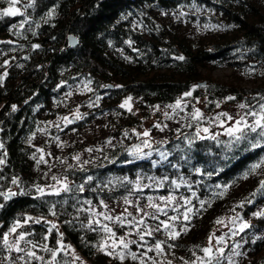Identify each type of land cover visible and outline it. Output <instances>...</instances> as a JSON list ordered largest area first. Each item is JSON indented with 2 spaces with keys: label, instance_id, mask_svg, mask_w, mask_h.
Listing matches in <instances>:
<instances>
[{
  "label": "trees",
  "instance_id": "trees-1",
  "mask_svg": "<svg viewBox=\"0 0 264 264\" xmlns=\"http://www.w3.org/2000/svg\"><path fill=\"white\" fill-rule=\"evenodd\" d=\"M8 7V0H0V13ZM15 7L20 10L16 16H0V67L8 59V75L0 73V159L5 161L0 165V192L17 193L7 200L0 196V264H21L22 255L3 243L6 233L9 245L24 233V244L35 245L44 264L52 260L45 248L57 249L58 241L73 247L89 264H140L131 255L125 261L108 255L110 234L98 230L100 225L93 224L94 231L86 227L90 214L77 209L121 199L147 176L152 177L155 191L172 188L188 196L195 203L193 222L204 213L195 222L202 220L200 226L221 206L232 205L229 190L246 184L239 217L249 225L242 232L250 234L241 232L221 257L228 264H264V234H258L264 231V214L255 215L264 213V189H260L264 164L244 178L252 165L264 161V138L250 133L249 139L229 147L231 137L213 140L203 133L202 124L193 121L172 129L154 150L142 145L145 137L137 136L113 146L75 147L62 135L83 129L89 118L62 126L56 111L48 113L56 99L78 86L95 103L106 101L117 112L126 111L128 121L120 131L139 127L177 100H186L201 112H218L225 103L247 105L242 114L249 108L259 111L264 103V0H18ZM182 20L204 31L189 34L179 27ZM70 36L76 37L75 46ZM181 56L183 60L178 59ZM222 65L262 81L246 86L220 80L213 68ZM197 85L203 87H193ZM187 92L191 95L184 96ZM129 97L138 103L141 116L134 118L120 107ZM197 133L209 138L200 139ZM62 142L70 148L69 159L78 150L96 153L87 163L66 162L61 175L70 186L84 184V191L74 188L60 196H40L36 188L45 183L47 174L39 170L41 147ZM254 143L260 147H251ZM137 148L140 153L134 154ZM161 153L167 159H161ZM88 176L93 179L86 182ZM17 221L20 227L13 233L10 229ZM204 239L192 232L186 239L173 240L182 263L195 261L197 252H203ZM102 245L105 251L100 250ZM9 253L14 259L7 258ZM76 256L67 247L57 253L56 264H78Z\"/></svg>",
  "mask_w": 264,
  "mask_h": 264
},
{
  "label": "rangeland",
  "instance_id": "rangeland-1",
  "mask_svg": "<svg viewBox=\"0 0 264 264\" xmlns=\"http://www.w3.org/2000/svg\"><path fill=\"white\" fill-rule=\"evenodd\" d=\"M180 25L181 26L179 27L181 28V30L186 31L189 34L198 35L204 31V29L199 25L187 22L185 20L180 21ZM5 61H7L8 65V59H4V65L0 67V70H2L0 71V73L3 75L8 72L7 66H5ZM202 71L206 72V68H203ZM7 75H4V77H6ZM213 75L220 80H231L246 86H251L255 82L262 81H257L255 77L249 75L245 70H238L231 65L216 66L215 68H213ZM95 102L96 101L89 98L87 91L83 87L78 86L69 89V92L64 94L60 99H56L53 102L52 109L48 112L49 114H51L52 112L56 111L55 113H58L61 116L62 126L70 125L73 120H75V123H77L82 119L89 118V123L83 129L78 130L76 133H69L67 130L62 135V138H65L67 136L68 141L75 145V147L82 144H100V146L105 147L113 146L118 141L126 142L127 140L134 138V136H137V138L141 139V137H145L142 135V133L147 130L149 131L150 135L145 137L142 145H145V141H148L147 145L150 147V149L154 150V145H160L162 142H164L169 137L171 130L178 126H184L194 121L196 123L202 124V130L205 127L209 129L208 133L203 132L206 135L212 136L217 133H219V135L217 136L227 135L224 133V128H221L219 126V120H217L216 117L221 113H227L234 118H239L240 115H243V109L239 107V104L236 105L225 103L219 108L218 112L209 113L200 111V113L202 114V118L193 120L191 114L196 109H194V106H192L188 101L181 100L180 108L173 109L169 108L168 106L164 107L158 115H153L152 118L142 123L139 127H132L130 131H120L122 129L120 128V126H123L124 123L128 121L126 120V111L120 110L119 112H117L116 109L109 107L106 101H104L102 104ZM129 105L131 107L130 114H132V117L137 118V116H141L137 108L138 103L135 100H130ZM124 108L128 110L127 107ZM247 111L248 110L246 109L243 113H246ZM166 113L167 115H165ZM55 116L57 115L55 114ZM57 119L58 117H56V120ZM247 119L249 123L253 121L252 117H247ZM220 120H226V117L220 116ZM69 121H71V123H69ZM232 123H234V121L226 120L225 127L230 126ZM155 125H159V127H155ZM61 130H64L63 127ZM66 133L68 135H65ZM125 133H127V135H125ZM69 151L70 148L64 146V142L59 145L49 147L48 149H44L43 147H41L39 160L40 162L38 163L39 170L40 172H47V174L45 175L44 179L45 183L40 187L44 188L45 192H50V186L56 184V181L52 179L53 176L57 177L58 180L65 181L69 184V181L61 176L65 169L66 162L73 163L74 157L79 156V160L77 161L76 159H74V162L85 163L90 162V160L96 156V153H91L89 151L87 152L86 150H78L77 153L73 154V159H69ZM41 157H43L42 161ZM144 185H149V187H147L148 189L143 187ZM246 186V184H242L238 188L236 187V190H229V193L231 194L230 204L232 205H226V207L221 206L220 208H222V210L218 209L216 212H214L210 216V219H207L201 226L198 224L200 222L202 223V220L198 224H195V222H197V220H200L203 217L204 213H202V215L199 214L195 222H193L194 220L192 218L193 211L189 214L192 219H190L189 221H185L183 219L182 214L186 210V208L191 207L193 210L195 208V203L192 202L188 196H185V194L179 193L172 188L169 191H155V187H153L152 185V177L150 176H147L144 179H139L137 182H135L132 185V191L125 196L133 202L132 205H126L124 203L125 197H123L113 202L104 201V204L107 205V208L102 207L100 204H96L90 207L95 209L96 212H104L106 215H112L114 217L120 215L121 213H124L125 208H127V212L132 214L131 216H128L127 219L139 220L142 214L136 211V205H138L140 208H144L148 212H153V209L147 208L149 197L152 198L151 202L164 206L165 201L160 200V197H168L169 195L175 196L176 201H173L171 205L165 209L166 214L156 213L158 219L145 217L146 224L140 225V228L145 231L149 228L153 230V234L151 236L156 238V242L153 241L154 238L149 239L148 236H145L144 240L141 241L139 239V235L132 225L125 224L124 226H121L114 221H105L103 217H94L90 212L89 214L91 219L101 220L102 224H107L110 228H112L113 232H115V238H110L106 241L107 252L111 251L113 253L111 256L118 255L122 251L119 246L115 249L112 248L114 239L124 237L126 241L134 240L136 241V243L129 244V248L123 251L125 253H136L138 258H143L145 260V264H153V261L155 262V264H168L169 261L171 262V264H201V260H207V257H205V254L203 252H197L194 262L182 263V261L177 256V248L175 247V244L173 242V240L180 238L186 239L193 232V235H196L199 240H203V238H205L203 241L205 243L203 248L211 247L213 250V256L219 257L220 264H228L222 260V257L220 253L217 252V249H225L227 245H229L235 238H237L241 234V231H239L240 225L243 223H247L240 220L239 217L240 211H242L240 209V204L242 203V194L244 193V189L246 188ZM57 187H59V185H57ZM137 187L142 190L137 191ZM185 198L190 200L191 203L189 205H185L183 203V200ZM227 206H229V209H227ZM125 215L127 214L125 213ZM173 216L179 217V219L170 220L169 218ZM217 220H221L222 223H216ZM161 221L169 223L171 227L167 231H165L163 226L160 225ZM212 221H214L215 224L212 226V228H210V224L212 223ZM158 225H160V230L155 231ZM185 225H187L188 230L181 231V229ZM98 230L103 231L101 227H98ZM173 230L181 231L180 236L176 239H171L169 237V232ZM245 230L246 228L244 229V231ZM249 234L250 233L246 231L242 232L241 235L247 236ZM258 234H264V231L261 230ZM241 235L239 237H241ZM18 236L13 238L12 245H16L18 243V246L24 249V252L19 253L24 256V260L19 259L21 261V264H32L38 261L37 259L28 257V251H33L36 253V256L43 258L42 254L37 251L38 248L36 246L33 247V245H30L29 247H27L24 244V240H18ZM209 237H212L211 242L209 240ZM221 237H223V241L217 244V240ZM254 237H256V235ZM146 241L149 242L145 243ZM158 241L162 242V252H158L155 249V245ZM140 245H143V247H141ZM70 248L73 255H77L76 257L81 258L79 253L73 247L70 246ZM140 248H142V251H140ZM149 249H151V251H149ZM14 251L15 247H11L10 252ZM14 254L16 255L18 254V252L15 251ZM11 257L12 259H14V257L9 253L7 258L10 260ZM127 257L128 255L125 256L124 261L127 259ZM137 260L140 263V259ZM40 261H42V264H44V258L40 259ZM75 261L78 264H89L83 258H81L80 260L75 259Z\"/></svg>",
  "mask_w": 264,
  "mask_h": 264
},
{
  "label": "snow or ice",
  "instance_id": "snow-or-ice-1",
  "mask_svg": "<svg viewBox=\"0 0 264 264\" xmlns=\"http://www.w3.org/2000/svg\"><path fill=\"white\" fill-rule=\"evenodd\" d=\"M9 2V7L4 9V11L2 13H0V16H16L18 13H19V9L15 7V5L18 3V0H8ZM52 13L49 12V15H51ZM34 47H39V45H36ZM178 59L180 60H183L184 57H178ZM5 64H7V61H5ZM4 75H7V73H5ZM3 77H0V80H2ZM117 87H120L119 85ZM194 88L195 87H203V85H197V86H193ZM89 91H91V89H88ZM191 95V92H187L184 94V96H190ZM97 99H99V97H97ZM226 99L228 100H232V99H235V97H227ZM261 99H264V97H262ZM131 100V97H129L127 100H125L124 103H122L120 105V107L124 108V107H127L129 111H131V107L129 105V101ZM169 108H173V109H176V108H180L181 107V100H177L176 103L174 105H169L168 106ZM217 107H219V105H217ZM240 108H246L248 107L247 105L245 104H240L239 105ZM13 108V111L16 110V106L13 105L12 106ZM259 111H254V110H251L249 108V110L244 113L243 115H240L239 118H234L230 115H228L227 113H221L219 116L216 117L217 120H219V126L221 128H224V133L227 134L229 137H231V140L229 141L228 143V146L231 147L232 145H238L241 141H244V140H247L249 139V134L250 133H256L257 136H259L260 138H264V103H261L259 104ZM167 115V113L165 114ZM220 116H224L226 117V120L227 121H234V123H232L230 126L228 127H225V123H226V120H220ZM191 117L193 120H198L200 118H202V114L200 113V111L198 109L194 110L193 113L191 114ZM247 117H252L253 118V121L251 123H249ZM66 119V118H65ZM69 123H71V121H69ZM155 127H159V125H155ZM189 127H191V125H189ZM163 130V129H161ZM203 132L204 133H208L209 132V129L207 127H205L203 129ZM125 135H127V133H125ZM143 136L147 137L150 135L149 131H145L144 133H142ZM219 135V133L217 134H214L212 135L210 138L215 140L216 139V136ZM197 136H199V133H197ZM200 139H207L209 137H205V136H199ZM191 144V141L189 142ZM148 144V141H145V145ZM251 147L253 148H257V147H260L259 144H252ZM0 148H3V144L0 143ZM88 151H92V149H88ZM140 153V149L137 148L135 150V153L134 154H138ZM142 155H148V154H142ZM74 159H76L77 161L79 160V156L77 157H74ZM161 159H167V156L166 154L164 153H161ZM43 160V157H41V161ZM40 161H38L39 163ZM5 161L3 159H0V164H4ZM87 163V162H85ZM262 164H264V161H261V163H257V164H254L251 166L249 172H246L244 174V178H247L248 175L252 174V173H255L257 169H259ZM69 167L71 168L72 166L69 165ZM52 179L54 181H56V184L50 186L51 187V191L46 193L45 192V189L44 188H41V187H37L36 188V191L40 194V196H43L45 194H48V195H54V196H60L61 193H70V192H73L74 191V188H75V191H78V192H83L84 191V184H81V185H78V186H70L67 182L65 181H61V180H58L57 177L53 176ZM93 179L92 176H88L86 178V182H89ZM167 179V178H165ZM12 183L13 184H17L18 183V180L16 178H13L12 179ZM172 184L175 185L176 188H179L180 185L179 184H176L175 181H172ZM57 185H59V187H57ZM144 187H149V185H144ZM260 189H264V180H261L260 181ZM137 191H141L142 189H140L139 187H137L136 189ZM20 194H24L23 192H21ZM17 195V193H14V192H7V193H4V192H0V196H2L5 200L9 199L10 197L12 196H15ZM193 196H195L196 194L195 193H192ZM221 195H223V193H221ZM160 200H163L165 201V204L164 206H161L159 204H156V203H153L151 202L152 201V198L149 197L148 200H149V203L147 205V208H151L153 209L154 211L153 212H148L146 211L144 208H140L138 205H136V211L138 213H141L142 215L140 216L139 220H128L127 217L128 216H131L132 214L131 213H128L127 212V208H125L124 210V213H121L120 215L118 216H112V215H106L104 212H96L95 209L93 208H78L77 209V212H80V211H86V212H90L92 213V215L95 217V216H99V217H103V219L105 221H114L118 224H120L121 226H124L125 224H128V225H132L134 227V229L136 230L137 234L139 235V239L141 241L144 240L145 236H151L153 234V230L152 229H147L146 231L141 229L140 228V225H145L146 222H145V217H150L152 219H158V216L156 215V213H165V209L171 205V203L173 201H176V197L173 196V195H169L168 197H160L159 198ZM251 202V201H249ZM64 203H67V200L64 201ZM83 203L85 204H91V201H84ZM124 203L126 205H132V201L129 200L127 197L124 198ZM183 203L185 205H189L191 202L190 200L188 199H184L183 200ZM100 205L104 208H107V205L104 204L103 200L100 201ZM204 205V201H201V207H203ZM53 208H55V205H53ZM175 210V209H174ZM193 211V209L191 207H188L186 208V210L183 212V219L185 221H189L191 219V216L189 215L191 212ZM125 213L127 215H125ZM53 215H55V211L52 212ZM264 213H255V215H262ZM28 219H31V218H28ZM170 220H177L179 219V217H176V216H173V217H170L169 218ZM28 220H25V223H27ZM37 223L39 221H36ZM216 223H222L221 220H217ZM93 224H96V225H101V228L104 232L106 233H109L110 234V238H115V232H113L112 228H110L107 224H102L101 223V220L99 219H89L88 221V225L86 227H88L90 230H96L95 228L92 227ZM160 225L163 226V228L165 229V231H167L171 225L169 223H166L164 221H161L160 222ZM160 225L157 226V228L155 229V231H159L160 230ZM84 226V225H82ZM20 227V223L19 221H17V223L10 229L11 232L15 233L17 228ZM55 227V225H53V228ZM249 227V225L247 223H243L240 225V228H239V231H244L245 228ZM188 230V227L187 225H185L181 231H187ZM181 231H171L169 232V237L171 239H176L177 237L180 236L181 234ZM211 239L212 237H209V240L211 242ZM18 240H25V234L24 233H20L19 236H18ZM223 241V237L219 238L217 240V244L221 243ZM3 243L5 246H9L10 248L11 247H15V251L20 253V252H24V249L23 248H20L18 246V243L16 245H9V242H8V234H4L3 236ZM136 241L134 240H128L126 241L124 239V237H119L118 239H114L113 241V244H112V248L115 249L117 248L118 246L122 249V251L117 255V258L121 261H123L125 259V256L126 255H131V258L133 260H137V259H140V264H145V260L143 258H138L136 253L134 252H130V253H125L123 250L125 249H128L129 248V244H135ZM58 244H59V247L55 250L53 249H50V248H45V251H49L51 252V255H52V260L49 262V264H56V256H57V253L58 252H62L64 251L67 247H70V246H66L63 244L62 241H58ZM141 247H143V245H140ZM33 247H35V245H33ZM237 247H239V245H237ZM155 249L158 251V252H162L163 251V248H162V242H157L156 245H155ZM100 250L101 251H105V248L104 246L102 245L100 247ZM149 251H151V249H149ZM203 253L205 254V257H207V260H201V264H213V260L215 259L216 260V264H219V257H214L213 256V250L211 247H205L202 249ZM217 252L220 253V255H222L223 253V249H217ZM108 255H112L113 253L111 251L107 252ZM234 255H241L240 252H235ZM27 256L32 258V259H37V260H40V259H43L42 257H38L36 256V253L33 252V251H28L27 252ZM20 260H24V256H20L19 257ZM74 259H79V257H75ZM153 264H155V262L153 261ZM168 264H171V262L169 261Z\"/></svg>",
  "mask_w": 264,
  "mask_h": 264
},
{
  "label": "water",
  "instance_id": "water-1",
  "mask_svg": "<svg viewBox=\"0 0 264 264\" xmlns=\"http://www.w3.org/2000/svg\"><path fill=\"white\" fill-rule=\"evenodd\" d=\"M69 40H70V44L72 45V46H75L76 44H77V39H76V37H74V36H70L69 37ZM1 77V76H0ZM213 264H216V260H213Z\"/></svg>",
  "mask_w": 264,
  "mask_h": 264
},
{
  "label": "built area",
  "instance_id": "built-area-1",
  "mask_svg": "<svg viewBox=\"0 0 264 264\" xmlns=\"http://www.w3.org/2000/svg\"><path fill=\"white\" fill-rule=\"evenodd\" d=\"M1 165V164H0Z\"/></svg>",
  "mask_w": 264,
  "mask_h": 264
}]
</instances>
